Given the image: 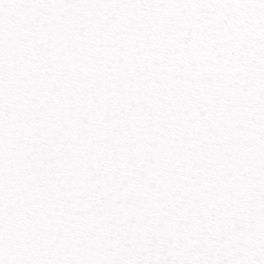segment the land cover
I'll use <instances>...</instances> for the list:
<instances>
[{
  "label": "snow or ice",
  "instance_id": "snow-or-ice-1",
  "mask_svg": "<svg viewBox=\"0 0 264 264\" xmlns=\"http://www.w3.org/2000/svg\"><path fill=\"white\" fill-rule=\"evenodd\" d=\"M0 264H264V0H0Z\"/></svg>",
  "mask_w": 264,
  "mask_h": 264
}]
</instances>
